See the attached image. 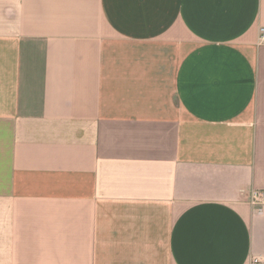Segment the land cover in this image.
<instances>
[{
  "label": "crops",
  "instance_id": "1",
  "mask_svg": "<svg viewBox=\"0 0 264 264\" xmlns=\"http://www.w3.org/2000/svg\"><path fill=\"white\" fill-rule=\"evenodd\" d=\"M263 28L264 0H0V264H264Z\"/></svg>",
  "mask_w": 264,
  "mask_h": 264
},
{
  "label": "built area",
  "instance_id": "2",
  "mask_svg": "<svg viewBox=\"0 0 264 264\" xmlns=\"http://www.w3.org/2000/svg\"><path fill=\"white\" fill-rule=\"evenodd\" d=\"M261 32H262V34H263V38H264V28L261 30ZM260 196H262V195L257 194V193L254 194V196H253V199H254V200H253V201H254L255 204H258V203H259V200H260V198H261ZM252 263H253V264H263V263L260 262L259 260H253Z\"/></svg>",
  "mask_w": 264,
  "mask_h": 264
},
{
  "label": "rangeland",
  "instance_id": "3",
  "mask_svg": "<svg viewBox=\"0 0 264 264\" xmlns=\"http://www.w3.org/2000/svg\"><path fill=\"white\" fill-rule=\"evenodd\" d=\"M260 204H263V201H262V202H260ZM250 264H253V263L251 262Z\"/></svg>",
  "mask_w": 264,
  "mask_h": 264
}]
</instances>
